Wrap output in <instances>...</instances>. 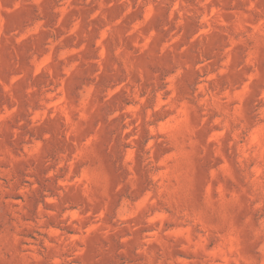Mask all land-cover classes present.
Returning <instances> with one entry per match:
<instances>
[{
	"label": "rangeland",
	"instance_id": "1",
	"mask_svg": "<svg viewBox=\"0 0 264 264\" xmlns=\"http://www.w3.org/2000/svg\"><path fill=\"white\" fill-rule=\"evenodd\" d=\"M0 264H264V0H0Z\"/></svg>",
	"mask_w": 264,
	"mask_h": 264
}]
</instances>
